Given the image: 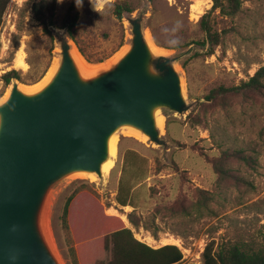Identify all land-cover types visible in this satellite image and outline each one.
<instances>
[{"label": "rangeland", "instance_id": "374dc122", "mask_svg": "<svg viewBox=\"0 0 264 264\" xmlns=\"http://www.w3.org/2000/svg\"><path fill=\"white\" fill-rule=\"evenodd\" d=\"M34 1L9 0L11 16L0 26V77L10 70L18 71L20 81H15L27 90L41 80L35 82L46 66L58 63L53 35L56 28H49L52 41L42 33L31 14ZM115 1L83 0L82 7L77 8L74 0H55V21L58 23L66 10L74 5L77 11L74 36L86 53L96 59L108 55L121 39L122 47L129 44L130 27L124 17H136L143 11L145 34L154 44L157 40L161 46L171 48L200 40L203 34L199 20L212 7V0H128L135 10L125 14L119 22L112 15ZM215 22L216 29L225 33L210 56H204L195 44L178 50L156 46L165 55L185 53L175 68L182 79L189 109L183 115L161 111L164 119L161 139L166 147L151 144L121 129L115 135L116 158L109 175L91 179L88 175L74 174L52 186L45 216L60 264H73L68 249L74 242L62 231L59 221L65 201L73 192H76L71 204L74 214L79 215L80 205L86 213L82 231L102 233L103 221L116 217L130 229L136 240L149 247L176 246L183 255L179 264H200L203 249L209 243H214L215 248L220 243L239 240L254 244L262 242L264 101L261 98L252 102L232 100L230 107L222 110L207 103L203 96L218 85H237L264 68V0H247L235 17H216ZM70 43L71 50H77L71 40ZM20 49L25 56V70L16 69L14 63ZM119 50L102 63L89 65L104 69L112 64ZM194 52L199 56L187 61V68L182 69L181 63ZM12 82L5 87L0 80V101L6 98ZM188 86L193 95L191 98ZM188 115L199 117L200 123L191 124ZM222 150H241L252 163L245 165L230 159L226 175L217 178L199 153L214 156ZM174 165L186 174V182L173 171ZM158 167L159 172L156 171ZM120 187L122 196L131 188L137 228L127 220L133 209L116 203ZM197 189L207 193L204 204L200 202L202 196L197 197ZM177 197L200 205L189 208L186 214L161 210L152 218L157 205L167 206ZM144 223L147 230L142 227Z\"/></svg>", "mask_w": 264, "mask_h": 264}, {"label": "water", "instance_id": "95a60500", "mask_svg": "<svg viewBox=\"0 0 264 264\" xmlns=\"http://www.w3.org/2000/svg\"><path fill=\"white\" fill-rule=\"evenodd\" d=\"M143 17H124L127 51L89 77L76 67L65 30L56 29L58 66L50 81L26 93L13 80L0 101V264H60L39 227L52 186L74 174L102 178L108 140L121 129L166 147L155 112L188 111L175 68L185 53L151 51Z\"/></svg>", "mask_w": 264, "mask_h": 264}, {"label": "trees", "instance_id": "16d2710c", "mask_svg": "<svg viewBox=\"0 0 264 264\" xmlns=\"http://www.w3.org/2000/svg\"><path fill=\"white\" fill-rule=\"evenodd\" d=\"M152 1V0H148ZM247 0H212L211 9L205 13L199 20V29L202 32L200 40H192L187 44L176 45L175 47L161 46L157 40L155 45L164 49L178 50L181 47H188L195 44L203 51L204 56L213 54L215 47L219 46L220 40L225 33L216 29L215 18L228 19L235 17L242 4ZM9 0H0V26L2 15L6 9ZM31 14L42 33L49 37L52 41L49 28L65 30L69 39L74 43L80 55L88 64L102 63L105 59L117 52L123 45V39L119 41L115 49L108 55L94 59L88 55L81 47L74 36L77 11L74 5H71L58 23L55 21L56 4L55 0H36L31 4ZM134 7L131 6L128 0H116L112 3V15L117 21H121L125 14L134 12ZM217 12V14H216ZM199 56L198 52H194L188 59L181 63L182 69L187 68V61ZM49 66H46L38 75L35 82L40 80L46 73ZM0 80L4 86H8L11 80L20 81L18 71L10 70L1 75ZM188 96L191 98L190 87L188 86ZM255 98H261L264 101V68L257 70L252 76L245 81H240L237 85L224 86L218 85L210 89L203 99L210 104L220 107L222 110H227L230 107V101L239 100L243 102H252ZM264 106V105H263ZM188 120L191 124L197 125L200 123L199 117L188 115ZM199 157L210 166L217 178L226 175V166L230 159L249 165L252 163L250 157L245 156L241 150H222L218 155L208 156L200 151ZM173 171L179 174L180 180L187 181L186 174L179 171L177 166H173ZM156 171H160V168ZM122 189L119 188L116 195V203L121 207H130L132 212L127 215L129 224L133 227H138V222L135 217L136 206L131 193V188L126 191L125 196H122ZM197 197H201V203L204 204L207 193L203 190H196ZM76 192H73L65 201L61 215L59 217L60 226L65 234L69 235L73 246L69 247L68 253L73 264H179L182 261L183 255L181 251L173 245H164L159 248H152L148 245L136 240L130 231L116 217L106 218L101 226V232L98 234L94 231H82L86 220V213L82 211L80 205V213L74 214V209L71 206ZM199 202V201H198ZM200 203L181 199L177 197L173 203L167 206L157 205L153 211L152 218L159 214L161 210L169 213H177L181 211L183 214L188 212L189 208H197ZM83 212V214H82ZM88 222V221H87ZM83 225V226H82ZM145 230L148 229L147 224L142 226ZM262 234V242L254 244L239 240L232 243H220L214 248V243L207 244L201 254L200 264H264V231ZM155 236V235H153ZM194 264V263H188Z\"/></svg>", "mask_w": 264, "mask_h": 264}, {"label": "bare ground", "instance_id": "6f19581e", "mask_svg": "<svg viewBox=\"0 0 264 264\" xmlns=\"http://www.w3.org/2000/svg\"><path fill=\"white\" fill-rule=\"evenodd\" d=\"M145 38H146V42H147L148 46L150 47L151 51H153L154 53H160L158 51L156 45L152 42L151 38L148 36V34H145ZM126 51H127V46L122 47L119 50V52L116 55H114V59L112 60V63H115V61H117L121 56H123ZM71 56H72V59L76 65V67L78 68V70L82 76H85V77L86 76L87 77L94 76V75L99 74L100 72L103 71V69H94L91 65H89L83 59V57L78 53V51L75 48L73 50H71ZM24 59H25L24 53L20 49L17 52L15 60H14L16 69L25 70L27 68V65H26ZM57 66H58L57 62H52L51 65L49 66L47 72L44 74V76L41 78V80L36 85L32 86L31 89H28V90L24 89V87H22V86H19L20 89L26 93H34V92L39 91L50 81V79L52 78V76L54 75V73L56 71ZM109 66H107V67H109ZM182 86H183V84H182ZM183 92H184V87H183ZM154 118H155V124H156L157 128L159 129L160 132H163L164 131V121H163L164 119H163V117L161 115L156 114V112H155ZM126 130H128V132L131 133V135L136 136L137 138H139L141 140H145V136L140 135L138 132H135L131 129H126ZM116 142H117V140H116L115 136H111L108 140L107 152H108L110 159L108 161H106L105 163H103L101 166V172L103 173L104 176H105V174L107 176V173L113 167V160L116 158L115 156H116V151H117ZM108 175H109V173H108ZM88 176L91 179H94V176L92 174H89ZM39 227H40L41 232L43 233L42 235L44 237V240H45L49 250L56 257L55 249L53 247L54 243H52V240H51L52 238L50 237V234H49L50 229L48 230L47 222H46V216L44 213H42V216H41V219L39 222ZM53 242H54V240H53Z\"/></svg>", "mask_w": 264, "mask_h": 264}, {"label": "built area", "instance_id": "2783aa9c", "mask_svg": "<svg viewBox=\"0 0 264 264\" xmlns=\"http://www.w3.org/2000/svg\"><path fill=\"white\" fill-rule=\"evenodd\" d=\"M11 11H12V3L11 4H8L6 6V9H5V11H4L3 15H2V22H1V24L3 23V21H6V20H8L10 18Z\"/></svg>", "mask_w": 264, "mask_h": 264}, {"label": "clouds", "instance_id": "9594fccd", "mask_svg": "<svg viewBox=\"0 0 264 264\" xmlns=\"http://www.w3.org/2000/svg\"><path fill=\"white\" fill-rule=\"evenodd\" d=\"M74 3H75L77 8H80V7H82L83 0H74Z\"/></svg>", "mask_w": 264, "mask_h": 264}, {"label": "crops", "instance_id": "0c3cea01", "mask_svg": "<svg viewBox=\"0 0 264 264\" xmlns=\"http://www.w3.org/2000/svg\"><path fill=\"white\" fill-rule=\"evenodd\" d=\"M158 49V51L160 52V53H162V50L161 49H159V48H157ZM166 245V244H165Z\"/></svg>", "mask_w": 264, "mask_h": 264}]
</instances>
